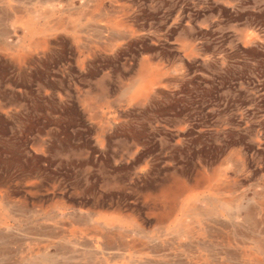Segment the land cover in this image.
<instances>
[{
    "label": "rangeland",
    "instance_id": "374dc122",
    "mask_svg": "<svg viewBox=\"0 0 264 264\" xmlns=\"http://www.w3.org/2000/svg\"><path fill=\"white\" fill-rule=\"evenodd\" d=\"M0 264H264V0H0Z\"/></svg>",
    "mask_w": 264,
    "mask_h": 264
}]
</instances>
